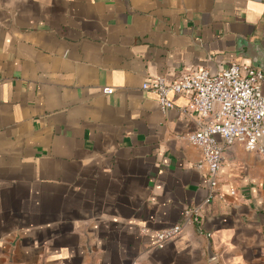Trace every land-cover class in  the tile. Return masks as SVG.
Returning <instances> with one entry per match:
<instances>
[{
  "label": "crops",
  "instance_id": "0c3cea01",
  "mask_svg": "<svg viewBox=\"0 0 264 264\" xmlns=\"http://www.w3.org/2000/svg\"><path fill=\"white\" fill-rule=\"evenodd\" d=\"M239 36L264 0H0V264H264V161L227 147L206 203L199 114L142 88L251 63Z\"/></svg>",
  "mask_w": 264,
  "mask_h": 264
},
{
  "label": "built area",
  "instance_id": "2783aa9c",
  "mask_svg": "<svg viewBox=\"0 0 264 264\" xmlns=\"http://www.w3.org/2000/svg\"><path fill=\"white\" fill-rule=\"evenodd\" d=\"M142 88L157 95L163 111L174 106L170 95L179 94L189 98L185 112L195 110L199 114L198 127L186 138L202 152L197 167L206 173L210 188L206 203L219 186L227 147L243 142L264 161V72L251 63L232 61L217 74L208 69L183 71L172 82L151 78ZM105 91L110 94L113 89L106 87ZM189 222H201V207L188 209L183 222L155 230L156 245L163 247L181 235Z\"/></svg>",
  "mask_w": 264,
  "mask_h": 264
},
{
  "label": "water",
  "instance_id": "95a60500",
  "mask_svg": "<svg viewBox=\"0 0 264 264\" xmlns=\"http://www.w3.org/2000/svg\"><path fill=\"white\" fill-rule=\"evenodd\" d=\"M236 50L239 57L249 59L253 66L264 72V45L260 41L239 36Z\"/></svg>",
  "mask_w": 264,
  "mask_h": 264
}]
</instances>
